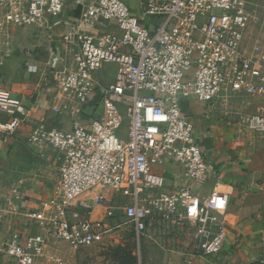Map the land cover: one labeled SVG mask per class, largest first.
Returning <instances> with one entry per match:
<instances>
[{
    "label": "built area",
    "instance_id": "obj_1",
    "mask_svg": "<svg viewBox=\"0 0 264 264\" xmlns=\"http://www.w3.org/2000/svg\"><path fill=\"white\" fill-rule=\"evenodd\" d=\"M74 3L78 15H69ZM6 19L22 28L63 30L49 71L60 92L89 113L70 130L43 119L32 123L31 109L0 84V136L19 138L41 152L53 149L61 159L60 178L49 199L25 216L33 230L0 235V256L15 264H39L52 243L85 249L116 227V194L124 200V218L138 236L160 221H190L197 256L220 253L228 240L222 215L227 197L219 190L199 196L189 184L203 183L215 171L183 110L191 101L210 108L226 91L264 94V48L243 50L253 19L248 0H0ZM65 47L71 56L65 55ZM115 64L112 83L95 74ZM69 103L54 107L69 112ZM123 107L126 112H122ZM74 113V110L70 108ZM75 114V113H74ZM127 135L118 132L125 119ZM244 123L264 134V114H244ZM174 170L168 176L159 168ZM95 206L74 205L84 193ZM116 202V203H115ZM193 209H195L193 211ZM182 226V225H181ZM264 254V237L260 240Z\"/></svg>",
    "mask_w": 264,
    "mask_h": 264
},
{
    "label": "crops",
    "instance_id": "obj_2",
    "mask_svg": "<svg viewBox=\"0 0 264 264\" xmlns=\"http://www.w3.org/2000/svg\"><path fill=\"white\" fill-rule=\"evenodd\" d=\"M248 1L252 4L257 2L256 0ZM71 8H75L72 2L68 4L67 13L72 16L78 15V10L71 11ZM250 25L243 46L245 53L252 52L253 47L257 45L254 40L260 36ZM15 29L17 33L14 39L20 42L19 48L12 49L10 44L5 46L9 53L0 56V84L27 104L32 112V123H35V119H43L52 126L70 130L76 121L82 120L81 117L76 116L80 105L60 92L57 80L55 81V78L53 79L46 70L49 60L45 61L39 54L42 50L41 46L46 45L47 36H51L54 40L49 44L52 49L66 44L64 31L45 27ZM37 32L38 36L35 34ZM260 45L264 48V43ZM28 49H37V52L31 54ZM71 52L70 48L65 47V55L68 58ZM105 66L112 77L102 86L112 83L116 72L115 65ZM99 72L96 80L101 84ZM246 96L259 105L260 112L257 114H264V94ZM225 97L229 99L228 96ZM68 100H71L70 108L75 114L71 113L70 108L69 112L62 113H56L53 110L54 107L69 103ZM242 105L245 108L247 99ZM182 106L184 112L195 121L197 137L215 167V171L212 172L210 179L203 183L179 182L183 185L189 184L201 197L213 195L214 190L221 191L227 197V211L221 217L227 224L228 240L217 255L197 256L189 234L192 229V227L189 228L190 221L182 222V226L173 221H160L154 229L145 234L150 238L147 243L151 245L144 251L145 264H259L261 257L264 258L260 243L264 235H253V227L249 219L253 209L251 201L264 187V156L258 151L249 152L246 140L228 136L217 120L216 114L210 121L203 117L204 114L216 109L217 101L212 103L210 108L199 106L191 101H184ZM91 113L92 110L86 114V117L88 118ZM244 114L253 113L244 112ZM6 119L8 115L0 113V120ZM29 127L21 131L22 135L19 138L0 136L1 236H9L17 231L33 230L32 222L25 216L29 211L37 210L43 201L50 198L60 178L61 159L58 152L53 149L41 152L30 145L26 141ZM159 170L164 171L168 176L174 173L172 167L165 163ZM85 195L90 199L94 198V193L89 192ZM59 243H52L48 247L45 259L55 254L53 250ZM72 251L80 253L82 250L72 248ZM64 261L65 264H72L71 258Z\"/></svg>",
    "mask_w": 264,
    "mask_h": 264
},
{
    "label": "rangeland",
    "instance_id": "obj_3",
    "mask_svg": "<svg viewBox=\"0 0 264 264\" xmlns=\"http://www.w3.org/2000/svg\"><path fill=\"white\" fill-rule=\"evenodd\" d=\"M256 1L257 2L251 7L253 19L250 26L255 33L260 35L254 40V43L260 44L264 43V0ZM71 9V11H74L75 8ZM6 13V8L0 4V56H4L6 53H9V50L5 48L7 44L11 45L10 48L17 49L18 43H20L14 39L15 33H17L15 28L19 27L14 23L8 22L6 19ZM31 34H29V36H31ZM35 34L37 35L39 33L37 32ZM45 40L46 45L41 46L42 50L39 54L45 61H47L50 60L53 50L49 44L54 40L51 36H47ZM28 50L31 51V54L37 52V49ZM105 65L108 64H104L101 68L102 70H99L100 72L97 71L95 74L96 77L99 72L98 77L101 81V85L107 83L112 77L111 72L107 70ZM46 70L50 75H52L49 71V61L46 66ZM52 78L54 79L53 75ZM225 96H228L229 99ZM248 98L249 97L241 93L226 91L224 95L217 98L216 109L213 112L204 114L203 117L210 121L212 120L214 114H216L217 120L220 122L221 127H224L225 133L228 136L233 139L246 140V146L249 152L258 151L262 154V156H264V134L254 131L243 121L244 112L253 114L260 112V110H258L259 105L257 102L254 100L251 101ZM246 99L247 105L243 108L242 103ZM120 108L125 115L126 110L121 106ZM82 114L80 115L82 120L88 119L86 117L87 115ZM127 124L128 120L126 118L122 128L118 132V135L122 138H125L127 135ZM86 193H84L79 199L74 200L75 206L81 207V201H84L87 206H95V194L94 198L90 199L85 195ZM116 197L117 198L115 200L117 202H122V205L117 204V217L115 218V223L113 224L116 227H114L108 235L92 247L81 249L82 251L80 253L72 251V248L67 243L60 242L56 249L53 250L55 254L51 257H47L43 263L39 264H65L64 260H69L70 258L72 260V264H145L144 251L147 250L150 245V243H147L150 238L148 235L138 236L133 228L126 223L123 215L124 200H121L123 197L121 194H116ZM251 206L253 209L249 220L253 227L252 233L254 236L264 235V187L260 189L258 196L252 199ZM189 228H191V225ZM0 264L15 263L9 255H2L0 256ZM259 264H264L263 257H261Z\"/></svg>",
    "mask_w": 264,
    "mask_h": 264
},
{
    "label": "snow or ice",
    "instance_id": "obj_4",
    "mask_svg": "<svg viewBox=\"0 0 264 264\" xmlns=\"http://www.w3.org/2000/svg\"><path fill=\"white\" fill-rule=\"evenodd\" d=\"M195 209H193V211H194Z\"/></svg>",
    "mask_w": 264,
    "mask_h": 264
}]
</instances>
